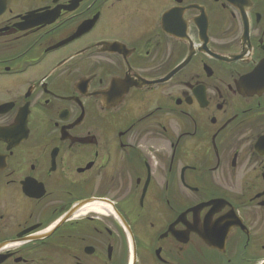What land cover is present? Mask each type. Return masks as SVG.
I'll return each instance as SVG.
<instances>
[{
  "label": "flooded vegetation",
  "instance_id": "1",
  "mask_svg": "<svg viewBox=\"0 0 264 264\" xmlns=\"http://www.w3.org/2000/svg\"><path fill=\"white\" fill-rule=\"evenodd\" d=\"M0 264H264V0H0Z\"/></svg>",
  "mask_w": 264,
  "mask_h": 264
}]
</instances>
